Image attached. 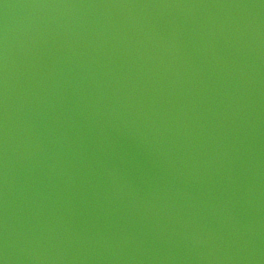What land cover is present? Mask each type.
<instances>
[{"label":"water","instance_id":"1","mask_svg":"<svg viewBox=\"0 0 264 264\" xmlns=\"http://www.w3.org/2000/svg\"><path fill=\"white\" fill-rule=\"evenodd\" d=\"M0 264H264V0H0Z\"/></svg>","mask_w":264,"mask_h":264}]
</instances>
